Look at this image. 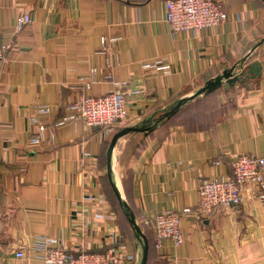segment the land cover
Here are the masks:
<instances>
[{"label":"crops","instance_id":"0c3cea01","mask_svg":"<svg viewBox=\"0 0 264 264\" xmlns=\"http://www.w3.org/2000/svg\"><path fill=\"white\" fill-rule=\"evenodd\" d=\"M165 1L0 0V34L10 45L0 61V264H42L40 238L61 240L76 254L120 249L134 256L127 264H139L141 245L110 185L106 152L121 129L143 124L151 130L119 140L113 172L148 241V264H264V199L256 189L239 209L183 215L182 245L155 248L148 221L195 207L200 181L230 175L236 156L264 157V44L253 51L264 38V1L221 0L225 24L178 34L166 22ZM20 15L32 23L18 29ZM252 63L263 67L254 80L246 78ZM235 67L245 74L215 91H223L218 117L179 112L161 121ZM93 70L92 89L82 91L80 78ZM119 91L130 113L125 124L56 126L81 95ZM38 105L52 112L43 119L45 140L34 142ZM19 251L25 258H16Z\"/></svg>","mask_w":264,"mask_h":264},{"label":"built area","instance_id":"2783aa9c","mask_svg":"<svg viewBox=\"0 0 264 264\" xmlns=\"http://www.w3.org/2000/svg\"><path fill=\"white\" fill-rule=\"evenodd\" d=\"M166 22L174 34L200 32L209 28L221 26L228 20L227 12L222 8L221 0H166ZM30 15H20L17 19L18 29L32 23ZM10 45L0 34V61L9 51ZM153 67L161 68L157 62ZM91 75L83 76L82 91H89L94 85ZM110 79L111 77H106ZM124 86V85H123ZM37 114L30 118L33 127L32 140L41 142L46 138L47 127L43 122L52 109L49 105H38ZM130 119L127 99L121 91L105 96H90L83 94L67 107V114L56 124L63 126L78 120L83 121L89 128L112 129L114 125L125 124ZM215 161V165H221ZM231 174L215 178H204L198 187V203L193 208L181 210L168 209L156 215L150 224L155 234V248H163L170 241L175 247H180L184 236L180 227L183 215L194 213L199 217L210 216L220 207L239 209L244 203L245 193L257 190V197L264 199V157L238 155L231 164ZM35 249L40 251L39 260L42 264H127L134 256L123 255L120 249L106 252H93L88 249L80 253L70 251L63 241L55 238H40L36 241ZM16 258L23 259L21 251L15 253Z\"/></svg>","mask_w":264,"mask_h":264},{"label":"water","instance_id":"95a60500","mask_svg":"<svg viewBox=\"0 0 264 264\" xmlns=\"http://www.w3.org/2000/svg\"><path fill=\"white\" fill-rule=\"evenodd\" d=\"M264 1V0H263ZM264 44V38L255 46L253 51L260 47L261 45ZM237 67L233 69H228L224 71V73L206 83V85L198 90L196 93H194L192 96L187 97L185 99H182L178 101L174 107L166 112L164 116L161 118V121L164 119H170L174 115H176L179 110L186 105L187 103H190L197 98L204 96V95H209L216 90L222 88L223 86H226L227 88H230L234 86L238 82H242V77L245 74V71H241V73L237 72ZM262 65L260 63H252L248 69V74L246 75L247 79L254 80L256 78H260L262 76ZM159 123V122H158ZM158 123L156 125H158ZM151 129L143 125H138V126H130V127H124L121 129L118 133H116L107 149L106 152V160H107V172H108V179L110 182V185L113 189V192L118 199L119 205L123 209L130 226L132 229L135 231L137 238L140 242V254H139V264H148V258H149V244L145 236L143 235L140 227L137 224L136 217L134 213L131 211L127 203L122 199L120 192L118 190V187L114 181V172H113V155H114V150L119 142V140L127 135L134 134V133H147Z\"/></svg>","mask_w":264,"mask_h":264},{"label":"rangeland","instance_id":"374dc122","mask_svg":"<svg viewBox=\"0 0 264 264\" xmlns=\"http://www.w3.org/2000/svg\"><path fill=\"white\" fill-rule=\"evenodd\" d=\"M223 91L214 92V94L200 98L193 104H189L183 110L180 111L181 116L188 119L202 120V119H214L221 113L218 97ZM205 114V115H203Z\"/></svg>","mask_w":264,"mask_h":264},{"label":"trees","instance_id":"16d2710c","mask_svg":"<svg viewBox=\"0 0 264 264\" xmlns=\"http://www.w3.org/2000/svg\"><path fill=\"white\" fill-rule=\"evenodd\" d=\"M179 112H180V111H179ZM179 112H178V113H179ZM178 113H177V114H178ZM177 114H176V115H177ZM174 116H175V115H174ZM174 116H173V117H174Z\"/></svg>","mask_w":264,"mask_h":264}]
</instances>
